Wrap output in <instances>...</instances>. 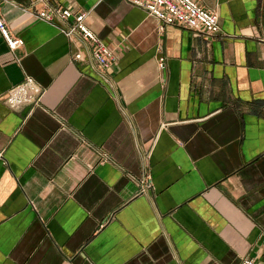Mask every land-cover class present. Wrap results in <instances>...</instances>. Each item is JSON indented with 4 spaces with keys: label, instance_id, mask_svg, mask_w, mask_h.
<instances>
[{
    "label": "crops",
    "instance_id": "obj_1",
    "mask_svg": "<svg viewBox=\"0 0 264 264\" xmlns=\"http://www.w3.org/2000/svg\"><path fill=\"white\" fill-rule=\"evenodd\" d=\"M35 1L0 5L21 40L0 33V264L263 260L264 0H196L214 36L127 0H48L87 14L107 70ZM26 78L43 94L12 109Z\"/></svg>",
    "mask_w": 264,
    "mask_h": 264
},
{
    "label": "built area",
    "instance_id": "obj_2",
    "mask_svg": "<svg viewBox=\"0 0 264 264\" xmlns=\"http://www.w3.org/2000/svg\"><path fill=\"white\" fill-rule=\"evenodd\" d=\"M134 7L142 8L160 22L161 30L167 27H178L196 35L214 36L221 32L218 14L204 9L196 0H127ZM4 0H0V5ZM44 8L36 13L39 20L55 25L69 39L79 36L88 51L89 57L96 62L100 70L109 69L115 62L114 52L86 25L87 14L74 12L69 8L50 6L48 0H36ZM0 33L10 50L21 45V40L12 36L0 16ZM82 51L77 52L73 60L83 61ZM164 66V60H160ZM43 94L42 89L32 78L12 88L6 96V102L12 109H19L26 104H35ZM146 184V183H145ZM239 264H264L263 260L244 258Z\"/></svg>",
    "mask_w": 264,
    "mask_h": 264
}]
</instances>
